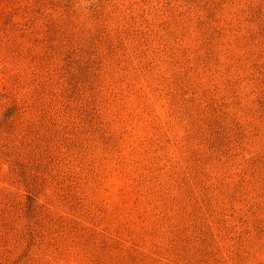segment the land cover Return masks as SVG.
<instances>
[{"label":"rangeland","instance_id":"rangeland-1","mask_svg":"<svg viewBox=\"0 0 264 264\" xmlns=\"http://www.w3.org/2000/svg\"><path fill=\"white\" fill-rule=\"evenodd\" d=\"M0 264H264V0H0Z\"/></svg>","mask_w":264,"mask_h":264}]
</instances>
